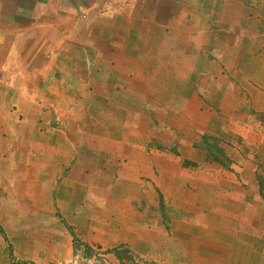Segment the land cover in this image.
Masks as SVG:
<instances>
[{"label":"crops","instance_id":"1","mask_svg":"<svg viewBox=\"0 0 264 264\" xmlns=\"http://www.w3.org/2000/svg\"><path fill=\"white\" fill-rule=\"evenodd\" d=\"M115 1L102 15L105 0H0V264H75L94 244L146 259L164 243L182 264H218L264 234L251 162L208 170L198 147L227 131L200 98L216 91L224 120L264 148L244 110L264 113V85H220L242 55L215 30H243L246 0ZM167 209L185 215L170 238Z\"/></svg>","mask_w":264,"mask_h":264},{"label":"rangeland","instance_id":"2","mask_svg":"<svg viewBox=\"0 0 264 264\" xmlns=\"http://www.w3.org/2000/svg\"><path fill=\"white\" fill-rule=\"evenodd\" d=\"M244 4H246L249 7V13L247 15V18L244 19L242 23L243 30H224L221 32L215 30V37L224 38L225 44L228 43L230 44L229 47H231L232 49L234 47L236 49V51L235 49L227 51V56H229V58L230 57L237 58L240 55H242V64L240 66L235 67L234 65L231 64H230L231 66H226L224 64L223 67H221V70L223 71L222 74L223 75L226 74L225 80L227 81L225 84H220L223 87L226 86V84L227 85L234 84L236 85V88H239V86H243L244 85L243 83L242 84L238 83L243 75L246 76V78L248 77V80H251L250 82L254 85L256 84H258V86L264 85V0H246V3ZM219 33H221V35ZM224 39H222V41ZM253 46L258 48V50L255 51ZM238 48H241L240 51L238 50ZM220 52L222 53V51ZM220 52L211 50L210 54L214 59L213 54L218 55V53ZM215 87L217 90L218 88L217 83ZM243 91H244L243 93H245V90ZM200 98L202 99L204 105H206L208 108H211V111L216 113L215 116L217 118H220L221 124H219V126H221V128H223L224 130L225 129L227 130L224 133H220V136H214V135H209V136H212L219 141V146L224 150L226 156L230 160L228 169H225L224 167L211 162L207 165L206 169L215 170V169H221L222 167L223 170L225 169L224 171L226 170L237 171L238 168L236 167H239L238 164L235 163V166H233L234 168L232 169L231 168L232 160L230 158L235 157L236 155L238 157H241L242 159L248 160V162H251L253 168L256 170L257 180L261 179L263 181L262 186H260L259 184L260 196L262 198V194L264 195V148L248 145L246 143V140L239 134L238 131L235 130L236 127L233 120L231 121L228 116H226L225 118L228 120H224V116H221L219 114L220 112H222V110L220 109L221 105L219 103H222L223 99L217 97L216 91L214 92L211 91L210 94L201 93ZM249 106L250 105L246 103L244 105V110L245 112L247 110V116H251L255 120L253 121L254 123L257 122L258 124H260L259 131L261 132V136H264V125L258 119V115L264 113H257L254 115L253 110L249 109L250 111L248 112ZM252 118H248L243 122L244 123L243 125L242 124L240 125L242 127H244L245 125H249L250 122L248 121L250 119L253 120ZM198 130H200V128ZM199 144L200 146L198 147L203 146L202 141H200ZM227 147H229L230 153L226 151V149H228ZM197 149H201V148H197ZM201 151L205 152L203 149ZM246 155L251 157H245ZM104 197L105 196L102 195L100 199L103 200ZM262 200L264 201L263 198ZM203 212L206 214V211H201V214ZM164 213L165 216L162 217L163 220L162 225H163L164 233L168 234V238H170L171 232L174 229V227L171 226L172 219L176 220V218H178V220L181 221L185 215L177 214V212L172 211L171 209H167L166 211H164ZM166 215L168 216V218L166 217ZM205 227L208 230H212V228L218 229L217 227L214 226H205ZM218 227L220 228L221 226ZM261 232L262 230L257 234H255L259 239L246 241L244 243L243 241H241V243L243 244H241L240 242L228 243L230 245L229 246L226 245L224 249H226V252H228L229 257L222 260H216L218 264H247V261L245 262H241V261L244 260L250 261L249 259L230 258V256L233 255L232 253L235 252V250H239V254L242 253L244 250L246 251L251 250L254 252H257L258 250L259 253L264 251V234ZM173 245L175 244L168 245L167 243H164V247L161 250V253L154 252L152 249H149L147 252L146 259H139L137 256L132 255L130 249L128 248L126 249L122 247V248H114L109 250V249L101 248L100 246L94 244V250L93 249L85 250L83 252V258L79 259L78 262H76L75 264H179V263L182 264L183 260L179 259L177 257V254H175L176 246L173 248L174 252H172L171 254L168 252L169 250L171 251ZM177 245H181V244H177ZM240 246L243 247L242 250L239 249ZM75 248H77V246ZM166 248H168L167 252L165 251ZM116 250L127 252L128 258L124 259L122 262H119L115 256ZM108 254H110L109 258L106 256ZM207 263L216 264L215 260H210V259H208ZM256 263L257 262L255 261V264ZM258 264H264V259L258 258Z\"/></svg>","mask_w":264,"mask_h":264},{"label":"trees","instance_id":"3","mask_svg":"<svg viewBox=\"0 0 264 264\" xmlns=\"http://www.w3.org/2000/svg\"><path fill=\"white\" fill-rule=\"evenodd\" d=\"M259 121L264 125V114L258 115ZM203 146L201 148L206 152L207 161L217 164L219 166L224 167L225 169L229 168L230 160L226 156L224 150L219 146V141L209 135H204L201 138ZM190 165V164H186ZM258 183L260 186L263 185V181L258 179ZM261 188V187H260ZM262 198L264 199V195L262 194ZM77 246V243H75ZM115 256L119 262H122L124 259H127V252L125 251H115Z\"/></svg>","mask_w":264,"mask_h":264},{"label":"built area","instance_id":"4","mask_svg":"<svg viewBox=\"0 0 264 264\" xmlns=\"http://www.w3.org/2000/svg\"><path fill=\"white\" fill-rule=\"evenodd\" d=\"M135 0H118V3L121 2L122 5L129 6ZM116 3L115 0H105L103 3L101 13L102 15H108L110 13L111 7Z\"/></svg>","mask_w":264,"mask_h":264}]
</instances>
